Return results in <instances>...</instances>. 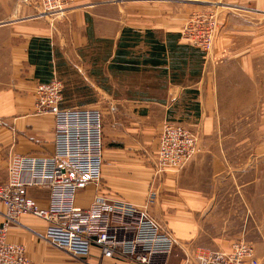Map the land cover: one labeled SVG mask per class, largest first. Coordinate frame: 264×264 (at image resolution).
Returning a JSON list of instances; mask_svg holds the SVG:
<instances>
[{
    "label": "crops",
    "instance_id": "obj_1",
    "mask_svg": "<svg viewBox=\"0 0 264 264\" xmlns=\"http://www.w3.org/2000/svg\"><path fill=\"white\" fill-rule=\"evenodd\" d=\"M73 1L84 5L75 8L76 22L86 26L87 14L93 29H60L62 38L58 29H49L46 22L33 18L10 29L11 19L20 13L24 16L30 8L20 0H0V182L6 180L11 155L45 156L53 151V116L35 109L34 90L40 80L35 74L37 58L28 52L32 37L49 40L52 79L57 76L59 59L74 60L79 47L99 39L112 40V57L119 64L124 61V65L169 74L172 67L168 49L160 45L166 43L167 33H181L188 12L194 10L192 6L183 7L181 12L164 15L152 5L139 4L140 1ZM175 1L196 5L201 0ZM239 3L237 9L241 13L226 12L228 27L221 25L218 30L211 50L203 56L201 73L193 77L187 73L180 82H170L168 78L169 100L182 95L189 98L187 92L191 90L193 108L172 107L165 99L161 103L147 102L140 110L132 103L123 109L116 107L110 117L112 128L106 132L108 144L103 151L100 192L109 199L136 205L144 203L150 190L156 193L149 212L175 239L172 252L158 264H182L186 260L197 264L198 251L229 250L238 241L250 243L255 255L264 260L262 251L252 244L264 241V136L257 138L255 153L240 155L239 168L233 167V155L213 149L195 155L180 170H166L159 175L154 171L158 134L168 114L181 111L192 121L194 112V119L199 121L194 126L202 135L200 146L207 141L214 146L222 142L204 138L203 134L207 128L210 133L215 130L214 115L224 104L221 98L226 95L222 91L232 79L231 66L238 67L240 83L245 85L240 91L241 107L245 109L242 111H246L242 121L256 123L257 130L264 131V0ZM233 14L240 16L238 21H232L236 18ZM177 44L186 42L179 37ZM255 81L257 88L251 90L248 82ZM223 106H229V102ZM185 117L182 116L187 121ZM245 142L249 143V138H241V143ZM94 193V186L88 185L78 193L77 203L88 206ZM39 203L45 204L42 200ZM44 226L41 219L22 215L8 226L7 241L23 245L33 262H47L51 253L46 252L49 243L43 237ZM69 257L73 259L71 264H132L100 258L96 249L86 258Z\"/></svg>",
    "mask_w": 264,
    "mask_h": 264
},
{
    "label": "built area",
    "instance_id": "obj_2",
    "mask_svg": "<svg viewBox=\"0 0 264 264\" xmlns=\"http://www.w3.org/2000/svg\"><path fill=\"white\" fill-rule=\"evenodd\" d=\"M73 0H21L37 13H62ZM38 15V14H37ZM35 15V16H37ZM218 22L213 14L196 13L183 28L188 42L208 53ZM35 109L53 116L50 155H11L7 177L0 182V264H37L21 244L7 241L10 223L32 215L45 224L44 239L74 258H86L93 249L100 258L132 264H158L169 255L175 239L149 212L156 200L150 190L142 205L109 199L100 191L104 131L102 111L88 106L63 105L61 85L55 78L39 82ZM197 135L184 125L165 119L158 134L155 174L180 170L196 153ZM93 185L88 206L77 203L80 191ZM45 202L41 205L39 201ZM197 264H264L250 243L238 241L229 250L203 249ZM182 264H189L186 260Z\"/></svg>",
    "mask_w": 264,
    "mask_h": 264
},
{
    "label": "rangeland",
    "instance_id": "obj_3",
    "mask_svg": "<svg viewBox=\"0 0 264 264\" xmlns=\"http://www.w3.org/2000/svg\"><path fill=\"white\" fill-rule=\"evenodd\" d=\"M88 1V3H90L95 2L96 0ZM119 1H123L124 3H136L135 1H140L139 4L152 5L155 10H160L159 12L164 15H167L170 12L175 14L176 12H181L183 7L192 6L194 10L188 12L189 16L187 19H185V25L193 14H213L218 22L214 39L218 33V30L221 28V25L228 27V21L226 22L225 19V16H228V13L226 12L229 11L230 13H241V11L237 9L240 4L239 0H201L198 3H195L196 5H189L187 2H185L184 5L183 2H178L175 0L173 2H168L166 0ZM80 5L81 4L77 3L76 1H72L69 6H67L62 11V13L54 14H39L34 11L30 5H26L30 9L27 10L24 16L23 13L16 14V16L11 19L13 20L11 21L12 26L9 27L10 29H16L15 27L19 26V22L31 21V18L38 19L34 21H44L46 22L45 24L49 29H58V35H60L62 38H64L63 31H65V29H67V32H69L71 29H93L92 22L90 21V18L87 14H85L84 17L86 26L83 24L79 25L76 22L74 18V14L76 13L75 8L79 7ZM81 6L83 7L84 5ZM220 15H223L224 19H221ZM233 15L236 16V18H232V21H238L240 16L237 14ZM261 18L263 19L262 22L264 24V15L261 16ZM184 24L180 33V37L184 39L186 44L191 45L182 35V31L185 26ZM112 44V40L103 39L100 42L99 39L98 42L92 40L82 47H79L76 51L78 56H76L74 60L72 58L66 60L63 58L58 60V72L55 78L60 82L61 85L63 105L95 107L102 111L103 131L105 138L104 146H107L108 144L106 132L112 128L110 126L112 124L110 117L116 112V107L123 109L124 106L128 107L132 103L136 106L135 109L140 110L142 109V105H146L147 102L156 101L161 103L162 101L169 100L171 96L168 95V78L170 82H180L187 73L191 77L199 75L202 68V66H198L195 59L191 63H188L187 66L183 67L181 70L176 71L172 69V72L169 74H167L164 70L138 68L136 66L124 65V61H120L121 63L119 64V62L113 60ZM199 50L204 53V56H206L211 49L208 51V53L201 49ZM196 70H198L199 73L193 74ZM230 71L231 75H233L232 79L229 83H226L225 89L222 91V93L224 92L226 95V98H221L224 104L222 103L220 112L214 115L213 123L215 130L210 133V129L207 128L203 134L204 138L211 137L222 140L219 145L214 146L212 145V141H207L204 142V144L202 143L203 145L200 146V139L202 135H200V131L196 128V126H194V124L199 122L198 120L194 119L196 117L194 112H191L192 121H190V118H186L181 111L179 114H168V118L166 119L178 122L184 125L187 129L196 133V153L194 156L197 154L210 153L213 149H216L221 154L233 155V167L239 168L240 155L245 153H255L257 138L263 137L264 131H258L256 128V123L247 124L246 119L242 121V119L246 117V111H242L245 109H242L241 107L240 91L244 90L245 85L240 83L239 79L241 76L239 74L238 67L231 66ZM172 78H176L177 80L172 81ZM248 83L251 90H256V81ZM187 93V97L189 98H185L183 95L181 97H175L169 100V104L176 108L182 106H189L190 108H193V102L190 99H192L194 96L191 93V90H189ZM162 95L166 96V98H164ZM227 102H229V106L224 107L223 105H225ZM231 104L232 107H230ZM182 116L188 120H183ZM250 116L252 117V115ZM253 118H256V114L253 116ZM241 138H249V143L245 142L242 144ZM248 222L251 224L252 220L248 218ZM252 244H254L256 249H260L264 255V241L252 242ZM46 252L51 253L49 254L50 257L46 259L47 262L40 261L37 262V264H71L73 262V259L70 258L65 251H62L53 245H47Z\"/></svg>",
    "mask_w": 264,
    "mask_h": 264
},
{
    "label": "trees",
    "instance_id": "obj_4",
    "mask_svg": "<svg viewBox=\"0 0 264 264\" xmlns=\"http://www.w3.org/2000/svg\"><path fill=\"white\" fill-rule=\"evenodd\" d=\"M180 37V33H167L166 43L160 46L168 49L169 57L171 59V67L174 70H181L187 66L194 59L198 66L202 63L204 53L198 48L189 44H177V39ZM52 47L49 40L41 37H32L29 42L28 52L34 54L37 58L36 66V77L39 78L40 82L47 83L52 80V58L51 51ZM122 68V67H119ZM180 68V69H179ZM196 70L193 74H198ZM177 75V74H174ZM172 81L177 80L172 78Z\"/></svg>",
    "mask_w": 264,
    "mask_h": 264
}]
</instances>
